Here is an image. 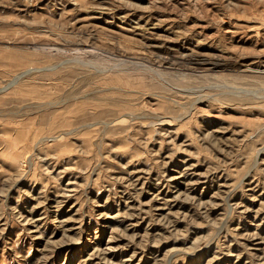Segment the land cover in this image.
I'll list each match as a JSON object with an SVG mask.
<instances>
[{
    "label": "rangeland",
    "instance_id": "obj_1",
    "mask_svg": "<svg viewBox=\"0 0 264 264\" xmlns=\"http://www.w3.org/2000/svg\"><path fill=\"white\" fill-rule=\"evenodd\" d=\"M0 264H264V0H0Z\"/></svg>",
    "mask_w": 264,
    "mask_h": 264
}]
</instances>
